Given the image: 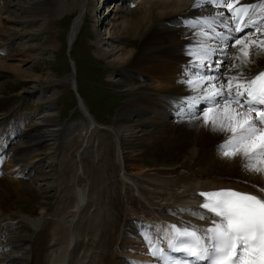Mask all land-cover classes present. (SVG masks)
<instances>
[{
    "label": "bare ground",
    "instance_id": "6f19581e",
    "mask_svg": "<svg viewBox=\"0 0 264 264\" xmlns=\"http://www.w3.org/2000/svg\"><path fill=\"white\" fill-rule=\"evenodd\" d=\"M45 2L40 1L38 3V0L32 2V5L40 10L33 9L29 11H34L36 17L45 14L49 10ZM148 2V6H142L140 11L138 9L139 13L136 17L123 18L119 24L120 26L117 25L118 29L111 32L109 36L112 40L128 38V44L134 39L140 38L141 44L138 47L129 44V48H125L124 45L117 44L114 46L110 44L112 47L109 50V55H115L112 63L117 65L114 80L115 82H130L127 83L129 84L128 87L125 86L127 89H125L124 94L129 93L132 97L119 109V113L113 122L105 125L101 123V127L114 136L117 152L114 148L113 154L116 152L114 156L116 155L120 158L122 163L120 164L116 161V164L113 163L109 159L112 156L111 153L107 152L110 157L105 159L101 173L99 169L90 165L92 166L90 167L92 168L91 171L96 172L91 175V171H87V167L82 164L83 174L87 172L86 180L89 181V192L86 194L88 195L87 202L84 192L77 188L75 189V186L82 179L77 180L76 183H67L64 170L58 172L53 163H51L59 150V135L62 130V123H60L59 119L47 115L44 116V119L33 122V119H38L39 117L21 114L17 111V105H12L6 110H0V149L2 158L11 159L10 162H12V167H14V178L12 175H9L11 179L6 178L10 184H14L11 185L14 187L11 188L14 191H9L2 186H0V191L3 194L13 192L19 197L24 196L23 194H28V192L30 193V191L42 195L40 210L33 216L34 218L42 217L43 222L37 232V239L33 240V248H30L33 252L32 264H116L117 255L113 253L114 244L119 237L120 231L129 229L131 221L125 220V227L120 228L123 225L120 223L122 221L120 219L125 210L122 208V201L118 199L120 186L119 189L110 187L106 191L102 185L110 183L112 179L114 180L117 175L111 174H115L116 171L119 174L120 171L121 179L124 178L121 183L125 186L126 176L129 173L128 169L133 164V160L140 161L144 157L153 156L155 153L151 146L157 143L159 139L176 137L177 134L170 131L167 135V129L175 128L177 124L181 123L180 120L178 123L174 122L178 121L174 102L180 97L196 95L195 91L186 90L185 85L178 82L182 79V69L188 60V57L184 54L185 46L189 44L193 35L192 31L186 27H181L180 23H184L187 17L197 14V10L192 9L194 0H147ZM26 7L21 8L22 10H27ZM257 7L261 8L264 5H257ZM125 9L128 14L132 12L130 8L126 7ZM213 10L217 11V9ZM117 11H121L119 7H116L115 12ZM81 15L80 11L72 21L70 32L68 33L69 42L73 40ZM23 20L20 18L15 19L13 15L11 19L5 21L4 26H0V36H8L9 38L19 32L17 26H20ZM15 23L18 24L16 25ZM183 34L188 35L183 36ZM249 39H256V37L252 36ZM4 47L3 45L0 46V69L15 73L18 79L31 80L34 85L31 84V87H26L23 90V94L24 92L28 95L35 93L37 85L42 84L46 79L41 75L31 74L32 70L24 69L21 66L22 59L10 57L5 52ZM239 47V45L232 47L233 55L238 54ZM232 62L229 59L228 63L231 64ZM258 66H264V56L257 58L256 65H249L253 69ZM129 69H134L139 71V73L131 72ZM71 77L72 75L69 78L66 77V80L71 79ZM147 79L151 81V84H148ZM49 84L41 85V94L44 102H48L53 95ZM35 94L38 100L40 99V102H42L41 94L39 92ZM143 99L146 102L145 105L140 104ZM202 129V124L197 123L193 126L194 137ZM194 137L190 139V145L185 151L187 155L181 153L182 149L176 150L180 157L177 155V159H173L172 164L163 163L159 157L153 165L156 174L145 176V179L149 182L154 181L163 185L168 182L171 188H175L173 192L168 190L169 192L162 191L163 193H161L156 191L155 187H153V191L147 190L148 192L146 189H141V187L136 188L138 194L141 195L140 198L143 197L149 205L163 207V204H165L163 209L156 210L159 215L151 218L160 227H167L170 224L179 225L181 220L191 221L200 227L207 226L203 220L189 214L185 216L184 212L179 211L182 207L198 208L200 203L203 202V197L196 198L195 194L201 191L228 187L238 191L255 193L257 189L254 190L252 188L253 185L264 187V174H257L242 169L239 158L227 160L222 158L217 153V150L211 151V155L209 153L207 156V153H205L197 158L195 153L198 151ZM29 139L33 140V142L31 143ZM219 142L214 145V148L217 147ZM148 151L151 154H148ZM80 154L78 150L75 152L76 156H80ZM195 157L197 160H195ZM46 158L49 160L44 163L43 160ZM5 161L4 159L2 164L4 169L7 166ZM193 163L202 164L197 172L198 174L217 173L212 176L234 177L237 182L229 184L222 180H212V178L210 180L204 177L195 179L183 173H177L176 170L178 169H190V167L194 166ZM163 169H171L166 172L175 173L172 180L168 178L165 180L159 174L161 173L160 170ZM159 176H162V178ZM15 177L19 178V180H16L17 182L14 180ZM100 184H102V187H100ZM135 184L137 185V183ZM120 198H122V195ZM127 199H129L128 206L132 208L138 207L145 210L146 214H148L147 207L143 204L144 202L137 201L135 196H127ZM53 201L59 204L58 207L54 206ZM135 203L137 206L132 205ZM82 205H84L83 208ZM92 206L94 210L86 214L84 209ZM170 210L176 211L178 215H172ZM200 211L206 210L200 209ZM63 212L69 213L70 222L69 224L67 223L68 225L66 222L62 224L58 221ZM151 215L153 216V214ZM24 216L32 217L29 214L25 215L18 209L0 206V221L13 220ZM79 236H81L80 239ZM50 239L54 240V245L55 243L58 245L51 256L46 252L48 249L47 242ZM79 251L80 254L78 255ZM8 253L10 254V252ZM8 253H6V257L9 256ZM69 254H71L70 257Z\"/></svg>",
    "mask_w": 264,
    "mask_h": 264
},
{
    "label": "rangeland",
    "instance_id": "374dc122",
    "mask_svg": "<svg viewBox=\"0 0 264 264\" xmlns=\"http://www.w3.org/2000/svg\"><path fill=\"white\" fill-rule=\"evenodd\" d=\"M34 1L37 0L0 1V8L2 7L0 9V26H2L6 20L11 19L13 15L15 19H26L23 20L20 26H17L19 32H16L13 36L9 38L8 36H0V46H5V52L10 57L21 58V66L24 69L32 70L33 72L31 71V74L41 75L45 78L46 80H44L45 82L42 84L51 83L49 87L53 95L48 102H44L43 95L41 94L42 84H38L35 93L39 92V94H41L43 101L40 103V99L38 101L35 93L28 95L24 92L23 94V90L26 87L34 85L31 80L18 79L15 73L0 69V110H6L12 105H17L18 109L22 112L32 111L34 114L33 117H39L38 119H33V122H38V120L44 119V116L47 115L59 119L60 123H62L58 145L59 150L51 163H53L58 172L64 170L67 183H76L77 180L82 179V181L78 182L77 186H75V189L77 188L83 191L86 200L88 198L86 194L89 192V181L86 180V176L88 175L87 172L83 174L82 164L87 167V171H91L92 168L90 167L94 166L99 169L100 172L101 169H103L102 166L104 165L105 159L110 157L108 154L109 152L112 155L109 159L113 163H122L120 158L116 155L114 156L117 152L114 136L109 131L102 128L101 123L105 125L113 122L119 113V109L125 105L132 95L129 93L124 94L125 89H127L126 87L129 85L127 83L130 82H115L117 65L112 63L115 55H109V50L112 47L111 45L115 46L118 44L124 45L125 48H129V44H132L134 47H138L141 44L140 38L134 39V41L128 44V38L112 40L109 36L111 32L118 29L123 18L136 17L139 13L138 9L140 11L142 6H148L149 2L147 3V0H136L137 5L135 6L134 4H130V2H134L133 0H38V3L40 1H46L45 3L49 10L45 14L36 17L34 11H29L39 9L32 5ZM27 2L28 4H26ZM22 5L27 6V10H22V8H24ZM116 7H119L121 11L115 12ZM126 7H129L132 12L129 14L126 13ZM80 11L82 15L76 27V32L70 46L67 47L66 43L68 41L70 26L74 17L77 16ZM15 24L17 25L18 23ZM185 35L187 36L188 34H183V36ZM129 70L139 73V71L134 69ZM70 75H72L71 79L66 80V77L69 78ZM147 81L148 84H151L149 79H147ZM71 82L76 86V93L80 99L79 102L76 100L75 94L71 89ZM17 103H19V105ZM145 103L143 99L140 104L145 105ZM82 110L87 116L84 115ZM177 120L178 121L174 122L178 123L181 121V123L177 124L175 128L167 129V135L173 132L177 134L176 137L172 139H159L157 143L151 146V149L154 150L155 153L153 156L144 157L140 159V161H132L133 164L130 165L128 169L129 173L126 176L125 186L121 183L124 178L121 179V172L119 170V174L117 171L115 174H111L117 175L114 178L115 181L112 179L113 181L110 180L108 184H100V187L103 186L106 191L110 187L119 189L120 186L118 194V196H120L118 199L122 201V208L125 209L120 219L122 220L120 223L123 224L120 228L124 226L125 220L131 221V226L128 230L124 228L125 231H120L119 240L117 239L113 247V253L117 255L116 264H133V262L136 261L148 260L149 253L140 236V231L142 225L152 226L150 221L152 220L151 218H154V216L158 214V211L164 208L165 204H163V207L161 206L162 208L149 205L143 197L140 198L141 195L138 194L136 188L141 187V189L149 191L155 187V190L161 193L173 192L175 189L171 188L168 182L164 183V185L154 181L149 182L145 179V176L156 174L153 165L157 158L160 157L159 159H161L163 163L166 162L165 164H172L174 161L173 159H177V155L180 157L176 150L182 149L181 153L187 155L185 151L190 145V139L194 137L192 131L193 125L197 123L202 124V119L193 121ZM202 127V131L199 133L197 132V137H194L198 151L195 153L197 158L203 156L205 153H207V156L209 153L211 155V151L216 150L214 145L219 141L221 142L224 138L222 134L212 132L210 129L205 128L203 124ZM65 132H68V136L61 134ZM29 141L31 143L33 142L31 139H29ZM114 148L116 152L113 154ZM77 150L82 156L81 154L80 156L75 155ZM157 151H159L160 154L157 153ZM148 154H151V152L148 151ZM196 157L195 160H197ZM48 160L49 159L46 158L43 162L47 163ZM201 165L202 164H194L190 169H178L176 171L177 173H183L195 179L204 177L210 180L211 178L212 180H222L229 184L237 182V179L234 177H222L221 175L212 176L217 173L207 172L205 174H198L197 172L200 170ZM12 166V162L8 160L5 170L3 173L1 172L0 175V186L6 187L9 191H14L11 189L14 188L11 186L14 184H10L6 179L10 178L9 175H14ZM169 170H160L161 173L159 174L162 175L165 180L167 178L172 180L175 173L166 172ZM93 172L95 171H91L90 174L93 175ZM162 176L159 177L162 178ZM14 180L17 182L16 180H19V178L15 177ZM135 183H137L138 186ZM172 186L175 187L174 185ZM252 188L256 190L253 186ZM7 194H3V192L0 191L1 207L18 209L25 215L29 214L32 217L24 216L22 218L17 217L13 220L6 219L0 221V254L4 252L0 257V264H32L33 252L31 249L34 245L33 240L37 239V232L43 222L42 217L34 218L33 216L40 210L39 206L42 195L32 191H30V193L28 192V194H23L24 196L22 197L15 195L13 192ZM121 195L122 198H120ZM127 196H135L137 201L140 200L139 202H144L143 204L147 207L148 214H146L145 210L139 209L138 207L132 208L128 206L129 199H127ZM53 204H55V207L59 205L56 201H53ZM84 205H82V208ZM132 205L137 206L136 203ZM84 210L87 214L91 213L94 208L92 206ZM151 214H153V216ZM68 215L69 213L63 212L58 218V221L62 224L64 222L69 224L70 217ZM147 217L150 218L147 219ZM138 221L141 223L139 227L135 224ZM80 238L81 236H79V239ZM5 240L13 242L9 243V246L5 248L3 243ZM47 245L48 249L46 252L51 256L54 254L55 248H57L58 245L56 243L54 245L53 239H50ZM8 252H10V254ZM6 253H8L9 256L6 257ZM79 254L80 251L78 255ZM70 255L71 254H69V257Z\"/></svg>",
    "mask_w": 264,
    "mask_h": 264
},
{
    "label": "snow or ice",
    "instance_id": "6c2138e0",
    "mask_svg": "<svg viewBox=\"0 0 264 264\" xmlns=\"http://www.w3.org/2000/svg\"><path fill=\"white\" fill-rule=\"evenodd\" d=\"M257 5L264 0H194L197 14L184 20L193 35L178 82L196 95L180 97L174 106L179 120L202 119L224 136L216 147L222 158H239L242 169L264 174V66L249 67L264 56V7ZM234 45L240 46L236 55ZM253 187L255 193L201 191L195 194L203 197L198 208L179 209L207 227L181 220L153 232L142 225L152 264H264V187Z\"/></svg>",
    "mask_w": 264,
    "mask_h": 264
}]
</instances>
